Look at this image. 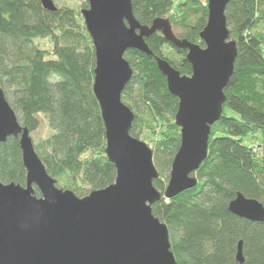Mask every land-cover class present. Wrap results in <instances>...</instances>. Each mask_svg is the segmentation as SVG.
<instances>
[{
	"label": "trees",
	"instance_id": "obj_1",
	"mask_svg": "<svg viewBox=\"0 0 264 264\" xmlns=\"http://www.w3.org/2000/svg\"><path fill=\"white\" fill-rule=\"evenodd\" d=\"M54 1L62 2L56 11L46 10L41 0H0V88L30 135L48 124L46 136L34 140L38 156L57 187L82 197L81 182L90 193L102 190L116 181L117 169L106 155V126L93 89L96 55L82 14L89 0H77L80 11L66 0ZM132 7L142 25L166 19L181 30L175 33L179 39L205 46L206 0L183 1L177 8L175 0H132ZM225 16L238 53L222 118L212 125L208 156L195 172L198 186L152 207L167 225L178 264H264V221L229 210L239 193L264 204V0H231ZM145 41L152 56L126 53L133 73L122 99L135 114L132 136L140 139L165 125L152 148L159 175L154 186L164 193L182 143L174 119L180 99L170 92L156 59L184 76L193 73L187 51L162 32ZM256 133L261 153L247 143ZM26 179L20 141L11 137L0 145V182L24 186ZM240 242L244 263L237 260Z\"/></svg>",
	"mask_w": 264,
	"mask_h": 264
},
{
	"label": "water",
	"instance_id": "obj_2",
	"mask_svg": "<svg viewBox=\"0 0 264 264\" xmlns=\"http://www.w3.org/2000/svg\"><path fill=\"white\" fill-rule=\"evenodd\" d=\"M206 1L204 47L179 39L166 19L142 25L132 0H89L83 9L96 55L93 89L106 126V155L117 169L112 185L86 197L57 187L29 129L20 124L0 88V145L11 137L19 139L27 170L24 186L0 182V264H178L167 225L152 207L198 186L195 172L208 156L211 127L222 118L224 90L238 53L225 16L231 0ZM41 2L46 10L56 11L53 0ZM157 32L187 51L193 73L184 76L168 61L156 59L170 92L180 99L174 119L182 143L164 193L154 186L159 178L154 153L131 135L135 114L122 99L133 73L126 53L137 50L152 56L145 40ZM229 205L236 216L264 221L260 201L239 193ZM242 246L240 242L237 260L244 263Z\"/></svg>",
	"mask_w": 264,
	"mask_h": 264
},
{
	"label": "rangeland",
	"instance_id": "obj_3",
	"mask_svg": "<svg viewBox=\"0 0 264 264\" xmlns=\"http://www.w3.org/2000/svg\"><path fill=\"white\" fill-rule=\"evenodd\" d=\"M54 1V0H53ZM71 6H73L74 8L78 9L79 11L81 10V4L77 1V0H66ZM183 1H187V0H175V7L177 8L178 4L183 3ZM55 4H61L60 2L54 1ZM172 14H176V10L172 12ZM175 33L177 35H179L181 33V30L179 29H175ZM41 45L44 46L47 50H51L52 46H50V43L48 40H42L41 41ZM228 115L231 114V112H227ZM44 125L36 132H34L31 136L33 138V140H38L41 138H44L46 136V134L49 132V128H48V124H46V122L43 123ZM176 124V123H175ZM165 131V125H160L157 126L154 129H148L145 131L144 135L141 136V141L142 142H146L149 147L152 149L154 148V146L156 145V141L158 140V138L160 137L161 133ZM262 137L261 134H253L249 137H247V143L249 144V146L254 149V151L257 153H261V147H260V143H261ZM81 187L83 189V193L84 195L82 197H86L88 195H90V189L85 186L82 182L80 183Z\"/></svg>",
	"mask_w": 264,
	"mask_h": 264
}]
</instances>
